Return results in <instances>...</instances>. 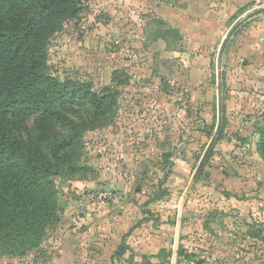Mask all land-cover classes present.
<instances>
[{
	"label": "rangeland",
	"instance_id": "1",
	"mask_svg": "<svg viewBox=\"0 0 264 264\" xmlns=\"http://www.w3.org/2000/svg\"><path fill=\"white\" fill-rule=\"evenodd\" d=\"M263 7L264 0H80L51 40L48 71L98 92L110 87L117 103L102 119L77 106L67 111L87 130L54 177L60 220L24 257L0 238V264H44L86 232L95 247L101 229L118 235L115 264H172L164 240L174 247L181 198L218 125L221 47L256 11L223 53V126L185 203L191 215L182 218L177 264H264ZM22 123L24 135H37L33 118ZM68 134L55 123L54 137ZM142 238L158 255L147 254Z\"/></svg>",
	"mask_w": 264,
	"mask_h": 264
},
{
	"label": "trees",
	"instance_id": "2",
	"mask_svg": "<svg viewBox=\"0 0 264 264\" xmlns=\"http://www.w3.org/2000/svg\"><path fill=\"white\" fill-rule=\"evenodd\" d=\"M79 11L80 0H0V238L22 257L60 220L54 177L87 130L67 111L77 106L102 119L117 103L110 87L98 92L48 71L54 34ZM29 118L35 136L21 130ZM57 122L68 127L67 137H54ZM259 134L257 151L264 159V126Z\"/></svg>",
	"mask_w": 264,
	"mask_h": 264
},
{
	"label": "crops",
	"instance_id": "3",
	"mask_svg": "<svg viewBox=\"0 0 264 264\" xmlns=\"http://www.w3.org/2000/svg\"><path fill=\"white\" fill-rule=\"evenodd\" d=\"M102 226H103V223H102ZM96 227H97L96 229L98 230V225H96ZM176 227H177V224H176ZM101 228L102 227H100L99 229ZM105 234L106 235H104V232L101 229V233L99 232L98 235L95 237V241H96V243L94 244L95 247H92L91 245L92 244L91 236L90 235L88 236V232H86L83 235L81 234L74 238H69L63 243V251H61L60 254L58 255L54 253L52 255L53 257L52 256L49 257L46 263L44 264H115L116 256L115 255L113 256L110 250H112L113 245H115L116 247L117 244L119 243V240L117 239L118 235L116 236L114 231L112 230H110L109 233H105ZM175 236H176V231H175ZM175 236H174V242H173L174 246H175ZM180 240H181V237H180ZM121 241L122 240H120V242ZM146 241L148 240H144V239L140 240V242L144 243V245L141 247L143 248L146 247L147 245ZM164 241L166 242L164 248H169L168 250H173V253H174V247L171 249L170 247H168V241H170V239L169 240L165 239ZM150 242L151 241H149V243ZM125 244L126 246H130L129 242H126ZM89 246H91L90 250H88ZM100 247L106 249L107 252L106 251L100 252V249H99ZM145 250H147V254L151 256L158 255V252L151 251L149 253L148 250H152V248L149 249L148 246L146 247ZM125 253L126 252H124L123 254L124 256H125ZM148 260L151 262L154 261L152 258Z\"/></svg>",
	"mask_w": 264,
	"mask_h": 264
},
{
	"label": "water",
	"instance_id": "4",
	"mask_svg": "<svg viewBox=\"0 0 264 264\" xmlns=\"http://www.w3.org/2000/svg\"><path fill=\"white\" fill-rule=\"evenodd\" d=\"M264 10V7L261 9ZM259 11L250 13L249 15L243 17L238 23H236L232 29L229 31V33L227 34V36L225 37L222 47H221V51H220V57H219V64H218V86H219V99H218V103H219V111H218V125L216 128V131L198 165V167L196 168V171L192 177V180L190 181L186 191L184 192L181 201H180V205H179V211H178V219H177V227H176V236H175V246H174V253H173V259H172V264H177V260H178V252H179V246H180V236H181V226H182V218L183 216L187 217L189 215H191L190 212H185L184 211V206L186 203V200L189 196V193L192 189L193 184L195 183L198 175L200 174L201 170L203 169V166L210 154V152L212 151V148L214 147L215 142L217 141L221 128H222V122H223V101H222V75H221V63H222V58H223V53L224 50L226 48L227 43L229 42V39L231 38V36L233 35V33L235 32V30L242 24L244 23L246 20H248L249 18H251L252 16H254L256 13H258Z\"/></svg>",
	"mask_w": 264,
	"mask_h": 264
}]
</instances>
